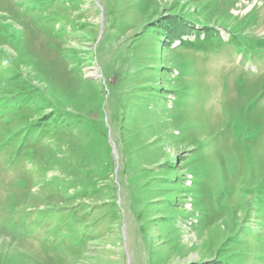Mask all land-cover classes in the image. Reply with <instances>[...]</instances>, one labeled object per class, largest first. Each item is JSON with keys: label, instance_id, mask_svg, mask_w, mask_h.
Returning a JSON list of instances; mask_svg holds the SVG:
<instances>
[{"label": "rangeland", "instance_id": "obj_1", "mask_svg": "<svg viewBox=\"0 0 264 264\" xmlns=\"http://www.w3.org/2000/svg\"><path fill=\"white\" fill-rule=\"evenodd\" d=\"M0 264H264V0H0Z\"/></svg>", "mask_w": 264, "mask_h": 264}, {"label": "trees", "instance_id": "obj_2", "mask_svg": "<svg viewBox=\"0 0 264 264\" xmlns=\"http://www.w3.org/2000/svg\"><path fill=\"white\" fill-rule=\"evenodd\" d=\"M206 36H207V39H210L209 43L207 45V47L209 48L208 50L212 49L211 45H214V46H222L223 45V41H222L221 37L218 36L217 34H213L212 32H208L206 34ZM197 38L198 39H196L193 43H199L196 48H201V46L204 44V41L200 42L199 36Z\"/></svg>", "mask_w": 264, "mask_h": 264}]
</instances>
